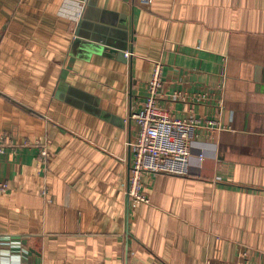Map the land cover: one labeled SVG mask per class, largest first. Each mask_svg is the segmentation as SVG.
I'll use <instances>...</instances> for the list:
<instances>
[{
    "label": "crops",
    "instance_id": "crops-1",
    "mask_svg": "<svg viewBox=\"0 0 264 264\" xmlns=\"http://www.w3.org/2000/svg\"><path fill=\"white\" fill-rule=\"evenodd\" d=\"M157 61L158 104L221 129L197 127L187 174L147 175L131 206L129 116ZM203 87L221 102L171 97ZM0 183V264H204L238 244L264 264V0H0Z\"/></svg>",
    "mask_w": 264,
    "mask_h": 264
},
{
    "label": "built area",
    "instance_id": "built-area-1",
    "mask_svg": "<svg viewBox=\"0 0 264 264\" xmlns=\"http://www.w3.org/2000/svg\"><path fill=\"white\" fill-rule=\"evenodd\" d=\"M151 0H137L142 8H148ZM128 55V52H125ZM162 63L153 64L151 76L146 82L145 96L131 110L129 119L137 125L136 136L126 142L130 153V162L125 185L128 205L148 203L149 197L144 190L143 179L149 174L165 173L185 175L188 171V157L193 146V138L197 127L221 129L218 121L197 118L178 119L172 117L159 104L162 86ZM172 99L191 101L192 103L210 104L216 97L213 89L203 87L197 92L186 93L177 91L171 95ZM217 101L221 100L219 98ZM45 156V151L41 152ZM7 189L5 183H0V192ZM204 264H250L248 248L236 245L231 260L224 261L207 258Z\"/></svg>",
    "mask_w": 264,
    "mask_h": 264
},
{
    "label": "water",
    "instance_id": "water-1",
    "mask_svg": "<svg viewBox=\"0 0 264 264\" xmlns=\"http://www.w3.org/2000/svg\"><path fill=\"white\" fill-rule=\"evenodd\" d=\"M116 46V45H115ZM114 54H116L117 58L123 62H127V56L125 55V52L127 48L125 47V44L122 43L121 45H118L113 49Z\"/></svg>",
    "mask_w": 264,
    "mask_h": 264
}]
</instances>
